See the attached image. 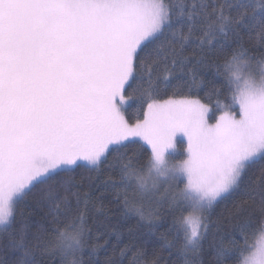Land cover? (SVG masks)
<instances>
[{"label":"snow or ice","instance_id":"snow-or-ice-1","mask_svg":"<svg viewBox=\"0 0 264 264\" xmlns=\"http://www.w3.org/2000/svg\"><path fill=\"white\" fill-rule=\"evenodd\" d=\"M206 241L264 256V0H0V264H204Z\"/></svg>","mask_w":264,"mask_h":264},{"label":"trees","instance_id":"trees-1","mask_svg":"<svg viewBox=\"0 0 264 264\" xmlns=\"http://www.w3.org/2000/svg\"><path fill=\"white\" fill-rule=\"evenodd\" d=\"M260 50H257L256 55H259ZM182 145H177V148L180 149ZM250 175L253 176L255 179L256 177L259 176V166L250 173ZM77 180H79V176L76 177ZM235 200H228L225 201L224 203H221L214 211L213 213V219L216 220L219 218L220 223L224 226L226 231H231V226L226 220V218L229 216V213L233 211V204L235 203ZM19 204L20 209L23 210L24 213V219L30 224V225H35L38 222H41L42 218L46 216L48 209L46 207L42 206L41 199H40V193L38 190H33L28 197H27V202L26 204H20V199L16 202ZM249 211H252V208L249 207ZM171 217H167L165 220V224L159 227V230L156 235L152 236L149 238L150 240V245L155 246L157 250H160L162 248V245L164 241L160 237V233L165 231V228L168 223L171 222ZM17 220H20L19 215L17 216ZM234 222V221H233ZM134 226V221H128L127 224L121 225V231L123 232V237H122V244L120 247H124V245L134 243L135 241L128 236V228ZM34 230V229H33ZM260 232L259 229H256L254 233L250 236V240L254 243L256 239L259 238ZM171 238V237H169ZM237 239H241V237L237 236ZM115 241V237L113 236V242ZM4 243H7V239H5ZM101 243H103V240H101ZM152 253V247H149V256H151ZM132 253H129L128 259L124 261V264H129V260L132 257ZM159 255L164 258L162 261V264H166V261L170 259L169 253L167 249H164L162 251H159ZM213 252L212 250L208 247L207 241L205 242V251L203 253V259H204V264H211V258H212ZM119 257V252L118 250L116 252L113 251V248L111 245L108 246L107 252H104L103 250L100 253V259L101 261H104L107 258H112V259H118Z\"/></svg>","mask_w":264,"mask_h":264},{"label":"clouds","instance_id":"clouds-1","mask_svg":"<svg viewBox=\"0 0 264 264\" xmlns=\"http://www.w3.org/2000/svg\"><path fill=\"white\" fill-rule=\"evenodd\" d=\"M246 257H247V264H264V256L252 257L251 253H248L246 254Z\"/></svg>","mask_w":264,"mask_h":264},{"label":"rangeland","instance_id":"rangeland-1","mask_svg":"<svg viewBox=\"0 0 264 264\" xmlns=\"http://www.w3.org/2000/svg\"><path fill=\"white\" fill-rule=\"evenodd\" d=\"M19 199H20V198L18 197V198H17V201H18ZM17 201H16V202H17Z\"/></svg>","mask_w":264,"mask_h":264}]
</instances>
